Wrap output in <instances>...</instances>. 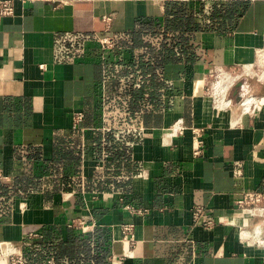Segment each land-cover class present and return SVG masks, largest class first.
<instances>
[{"label":"crops","instance_id":"obj_1","mask_svg":"<svg viewBox=\"0 0 264 264\" xmlns=\"http://www.w3.org/2000/svg\"><path fill=\"white\" fill-rule=\"evenodd\" d=\"M106 15L117 46L104 56ZM242 63H264V0H17L0 19V240L27 264H264L240 237L264 218L236 206L264 190V107L244 113L237 92L264 84L240 81L217 111L202 82ZM180 117L189 128L166 136ZM192 126L205 128L200 155ZM197 203L216 225L194 222Z\"/></svg>","mask_w":264,"mask_h":264},{"label":"built area","instance_id":"obj_2","mask_svg":"<svg viewBox=\"0 0 264 264\" xmlns=\"http://www.w3.org/2000/svg\"><path fill=\"white\" fill-rule=\"evenodd\" d=\"M17 0H0V19L5 16H11L15 13V2ZM22 2H34L37 0H19ZM56 2L58 0H43ZM113 17L106 15L103 17L104 25L101 29L95 30V38L100 43L103 55L108 54L117 46V37L111 32ZM42 69L46 68V63H41ZM256 79L264 84V63L254 66L252 63L234 64L231 66H214L208 68L202 77L204 84V94L207 96L213 107L217 111L230 110L236 103V97L233 93L237 84L246 79ZM241 110L251 115L257 114L264 107V95L248 93L242 95L240 101ZM85 114L82 110H76L73 113V126L79 127L80 122L84 119ZM189 126L183 117L178 118L169 128L166 129V136L173 137L183 134ZM194 140V154L200 155L204 140V127L192 126ZM236 177L242 176V164H239L235 170ZM237 209L241 213H246L254 217L264 218V190L254 189L245 190L242 196L236 200ZM124 208L130 212L143 213L144 208L136 207L132 203H126ZM193 220L195 223H201L206 227H213L217 220L210 214L207 208L197 203L192 210ZM71 226H77L83 231H88L90 226L84 218H77L70 223ZM124 239L130 244L135 243V224L125 222L122 225ZM33 235V233L31 234ZM240 237L248 244L264 247V233L261 225H256L253 234L248 233L245 229H240ZM0 264H27V257L22 246L12 240H0ZM49 264H56L54 259L49 260ZM115 264V263H114Z\"/></svg>","mask_w":264,"mask_h":264},{"label":"water","instance_id":"obj_3","mask_svg":"<svg viewBox=\"0 0 264 264\" xmlns=\"http://www.w3.org/2000/svg\"><path fill=\"white\" fill-rule=\"evenodd\" d=\"M242 84V82H239L238 84H237V86H240ZM242 98V94L239 92H237V100L238 101H240V99Z\"/></svg>","mask_w":264,"mask_h":264},{"label":"bare ground","instance_id":"obj_4","mask_svg":"<svg viewBox=\"0 0 264 264\" xmlns=\"http://www.w3.org/2000/svg\"><path fill=\"white\" fill-rule=\"evenodd\" d=\"M264 244V243H263Z\"/></svg>","mask_w":264,"mask_h":264}]
</instances>
